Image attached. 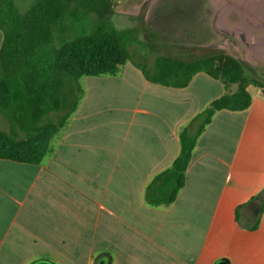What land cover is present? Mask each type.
<instances>
[{"label":"crops","instance_id":"1","mask_svg":"<svg viewBox=\"0 0 264 264\" xmlns=\"http://www.w3.org/2000/svg\"><path fill=\"white\" fill-rule=\"evenodd\" d=\"M143 17L161 41L224 51L264 83V0H150ZM3 40L0 29V51ZM82 81L43 162L0 159V264H242L243 234L259 240L264 264V190L247 189L254 143L264 147L262 88L249 86V109L216 113L176 201L157 207L148 183L179 156L181 129L227 89L206 73L185 88L153 83L132 62Z\"/></svg>","mask_w":264,"mask_h":264},{"label":"trees","instance_id":"2","mask_svg":"<svg viewBox=\"0 0 264 264\" xmlns=\"http://www.w3.org/2000/svg\"><path fill=\"white\" fill-rule=\"evenodd\" d=\"M114 14V0H35L26 12L16 0H0V116L10 126L0 129V159L43 162L84 95V76L117 75L132 62L153 83L185 88L206 73L227 92L181 129L179 156L146 188L150 205L169 206L184 188L194 149L216 113L249 109V86L264 94V83L220 50L194 59L156 54L151 63L154 51L140 29H119ZM233 85L237 90L231 93Z\"/></svg>","mask_w":264,"mask_h":264},{"label":"rangeland","instance_id":"3","mask_svg":"<svg viewBox=\"0 0 264 264\" xmlns=\"http://www.w3.org/2000/svg\"><path fill=\"white\" fill-rule=\"evenodd\" d=\"M35 0H16L20 10L26 12ZM144 1V0H143ZM150 0H146L145 3H140L142 0H114V10L115 14L112 17L114 24L119 29L133 28L136 27L140 29L141 36L143 39L149 42V47L154 51V54L149 55V61L152 63L155 59L156 54L176 56L185 59H194L197 57L205 56L207 54L217 52V49H193L191 47H180L172 43L161 41L164 36L157 33V31L147 22L145 16V8L149 5ZM141 4L142 9L139 13L137 7ZM168 5H163V10H169ZM167 17V16H166ZM137 51L138 47L132 48V51ZM195 50V51H194ZM82 79L80 84H82ZM257 108H264V101L262 99L256 100ZM0 129L9 130L10 126L7 121L2 119L0 116ZM264 142L262 141L261 144ZM247 177L249 179L247 189L257 193V191L264 190V147H257L251 152L250 161L247 168ZM247 183V182H246ZM247 186V185H245ZM241 240L247 242L250 240V255L247 260H244L242 264H263L261 258L258 257L256 250L258 249L259 240H252V238H247L244 234ZM255 250V251H254Z\"/></svg>","mask_w":264,"mask_h":264},{"label":"water","instance_id":"4","mask_svg":"<svg viewBox=\"0 0 264 264\" xmlns=\"http://www.w3.org/2000/svg\"><path fill=\"white\" fill-rule=\"evenodd\" d=\"M33 264H53L50 260L47 259H41ZM215 264H231V261L227 257L220 258L215 262Z\"/></svg>","mask_w":264,"mask_h":264}]
</instances>
